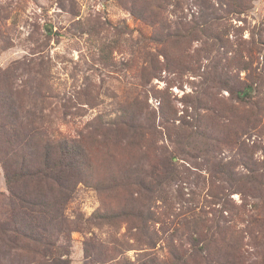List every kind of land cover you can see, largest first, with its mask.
Returning <instances> with one entry per match:
<instances>
[{"label": "rangeland", "instance_id": "obj_1", "mask_svg": "<svg viewBox=\"0 0 264 264\" xmlns=\"http://www.w3.org/2000/svg\"><path fill=\"white\" fill-rule=\"evenodd\" d=\"M3 95L87 147L65 264H264V0H0Z\"/></svg>", "mask_w": 264, "mask_h": 264}, {"label": "trees", "instance_id": "obj_2", "mask_svg": "<svg viewBox=\"0 0 264 264\" xmlns=\"http://www.w3.org/2000/svg\"><path fill=\"white\" fill-rule=\"evenodd\" d=\"M28 115L34 117V113L24 115L23 108L16 107L11 95L0 97V162L10 192V214L0 222V229L12 245L4 250L7 255L13 250L22 253L18 254L20 258L11 257L16 264H65L56 255L66 250L75 231V221L67 216V210L78 186L89 183L88 150L82 138L62 136L41 118L36 121ZM161 178L164 184L168 183L166 176ZM127 213L123 211L114 218L121 222ZM133 213L132 209L130 216ZM94 217L106 219L101 212ZM223 222L226 228L229 222ZM210 226L218 229L221 223L210 221ZM215 235L207 231L203 246L208 248L215 241ZM151 236L150 240H154ZM149 246L156 247V242L152 241ZM6 254L0 255V264H15L6 260Z\"/></svg>", "mask_w": 264, "mask_h": 264}]
</instances>
